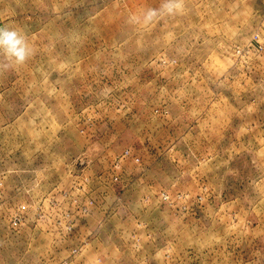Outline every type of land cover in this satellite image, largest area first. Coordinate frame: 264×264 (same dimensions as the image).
Here are the masks:
<instances>
[{"label": "rangeland", "instance_id": "374dc122", "mask_svg": "<svg viewBox=\"0 0 264 264\" xmlns=\"http://www.w3.org/2000/svg\"><path fill=\"white\" fill-rule=\"evenodd\" d=\"M162 2L0 0V264H264V0Z\"/></svg>", "mask_w": 264, "mask_h": 264}, {"label": "clouds", "instance_id": "9594fccd", "mask_svg": "<svg viewBox=\"0 0 264 264\" xmlns=\"http://www.w3.org/2000/svg\"><path fill=\"white\" fill-rule=\"evenodd\" d=\"M183 9V0H163L159 8H148L141 15H131L129 22L147 26L161 18L178 15ZM33 51L21 31L0 27V69L8 70L24 65Z\"/></svg>", "mask_w": 264, "mask_h": 264}]
</instances>
